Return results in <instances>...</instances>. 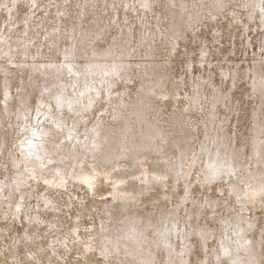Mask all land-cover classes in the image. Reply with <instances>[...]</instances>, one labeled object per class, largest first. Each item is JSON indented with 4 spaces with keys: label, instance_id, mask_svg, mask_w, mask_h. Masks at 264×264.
Wrapping results in <instances>:
<instances>
[{
    "label": "rangeland",
    "instance_id": "rangeland-1",
    "mask_svg": "<svg viewBox=\"0 0 264 264\" xmlns=\"http://www.w3.org/2000/svg\"><path fill=\"white\" fill-rule=\"evenodd\" d=\"M126 1L0 0V264H142L146 253L149 264H230L217 257L218 233L240 203L229 179L201 182L204 152L217 150L227 133V148L256 167L253 137L264 135V93L249 69L264 68L261 17L236 20L230 11H238L237 0L211 10L218 21L211 4L201 6L209 15L185 26L174 49L173 38L159 32L174 15L170 0H155L152 11L142 0L131 7ZM119 60L126 61L121 72L107 73ZM147 127L167 133V143H155L174 163L176 136L190 144L179 174L156 150L139 160L120 156L127 151L116 150L121 139L131 145ZM34 159L66 175L65 184L47 180ZM238 172L247 173L242 166ZM262 198L248 235L264 264ZM133 226L152 238L170 226L173 255L161 241L132 252ZM100 233L111 238L110 248Z\"/></svg>",
    "mask_w": 264,
    "mask_h": 264
},
{
    "label": "bare ground",
    "instance_id": "bare-ground-1",
    "mask_svg": "<svg viewBox=\"0 0 264 264\" xmlns=\"http://www.w3.org/2000/svg\"><path fill=\"white\" fill-rule=\"evenodd\" d=\"M131 1L132 0H127L126 1L127 5L130 6V7H131V5H130ZM154 1L155 0H142L141 4H143L147 8H150V10L152 11V5H153ZM230 1L231 0H170V2L168 3V6H170V4H171V6L175 7V9L171 10L170 14H174V15H172L171 20L169 19L168 26H166L164 30L162 29V31L159 30V32L161 34H164V33L168 34L169 36H171L173 38V41L171 42V45H172V48L175 49L176 48L175 46L178 43L177 40L181 36H183L185 31H186L185 30V26L186 27H193L195 25V23H198L199 21L203 20L204 18H207V16L209 15V14H207L206 11L204 12V10H203V13L200 12L201 11V6H205V5L211 4L210 9H208L209 5H208V8L206 7V9H208V11L210 10V12H211V10H213V9H215V10L216 9L218 10L220 8L221 9H223V8L227 9L226 8L227 2L229 3ZM238 1H240V2L237 3ZM237 2L235 3V5H237L239 7L238 11H237V9H233L232 11H230V14H232L236 20L238 18L242 19V16L247 14L248 17L253 18V19L255 18L256 22H257V19H259L261 17L260 21L264 25V0H237ZM11 4L12 3H10V5ZM241 5H243V10L246 9L245 12H241V10H242L240 8ZM30 6H32V5H30ZM171 6H170L169 9H171ZM14 7H15V5H14ZM229 7H231V6H229ZM229 10H231V9H229ZM77 15H75V16H77ZM88 15H90V14H88ZM218 15H219L218 12H215V11L211 12V16L216 18L217 21H218V19H217ZM56 16H57V14H56ZM223 16H226V13L223 12ZM101 18H102V16H101ZM220 19H222V18H220ZM56 21H57V19H56ZM56 21H54V22H56ZM52 26L54 27V25H52ZM34 28H35V26H34ZM45 29H47V28H45ZM67 29H69V28H67ZM45 46L47 47V45H45ZM104 54L105 55L111 54V51L107 50V51L104 52ZM35 58H37V57H35ZM120 63H126V61H124V60L117 61L116 65L114 67L113 66L108 67L106 72L109 73V74H119L121 72L122 68H123L122 64H120ZM249 71H250L249 73H251V74H249V73L248 74L252 77V73H253L254 77L256 78L255 81H254L255 89L258 90V92L264 93V68H260V67L257 68V66H256L255 69H252V67L250 66ZM199 84H200V82H196L195 86H197L199 90L196 89L195 93L192 96V98H193L192 101H195L197 103L196 104L197 107L200 106V104L202 105V103H203V102H201L203 95H201L202 93L199 94L200 86H201ZM176 89H178V87H176ZM219 92H221V91H219ZM102 98L105 99L104 97H102ZM51 103H53V102H51ZM52 105H54V104H52ZM197 109H196V112H197ZM216 112L213 111V115H215ZM65 113H66V111H65ZM215 130H216V128H215ZM142 132L143 133L141 135H134V142H133L134 144L132 143L131 145L130 144L126 145V142H124L125 139L124 138L121 139L123 142H122V144L119 147L116 148V150L120 151L122 149V147H125V148H127V151L126 150H121L119 152L120 156H132L133 160H139L141 158L146 157V153L147 152L152 151V150H156L157 152L161 153L160 155H161V157H162V159L164 161L165 160L169 161L168 167L171 165L173 167L172 169L174 171H176L175 173L179 174V171H177V169L179 168L178 165L186 166V164L183 161V158L185 159L188 155L191 154V152H193V149H190V144L185 140V138L180 137V136H176V140L174 141V143L177 146V152H176V155L174 157H176L177 160L174 163L172 161L173 157L172 158L169 157L163 151L165 146L161 145V143H159L158 145L155 143V141L158 138H161L160 140L162 142L167 143L168 140H167V136H166L167 133L166 132H164L162 130H158V131L154 132L149 127H147L146 130H143ZM211 133H213V132L211 131ZM224 135L227 136V137H226V139L221 138V142H219V145L217 146V150H212V149H210V147L209 148L206 147L207 149L204 152V154L206 153V157H205L206 168H205L204 176L201 179V182L203 184H205V183H209L210 184V183L214 182L213 179H219V181L220 180L229 179L228 180L229 181L228 185H229L230 191L232 192V195L235 196L237 198V201L240 203V209L239 210L237 209L235 211V214L232 215V217H230V214H229V216H227L228 218L224 219V223H227V224L224 225L222 227V231L218 233V235L220 237V240H221L220 244H221V247H222V254H221L220 250H218L219 252L217 253V257H218V259L220 261V260H222V255L224 254L225 257L229 260L230 264H262L261 261L259 260V258L261 257L262 253L256 251V253L254 254V252L252 250V247H253L252 246L253 242L251 240L252 237L249 236L248 233L255 228L256 223H257L256 214L253 215V211H252L256 207L255 203L257 201H263L262 197L264 196V169L259 167L260 165H264V156H263V153H264V135L260 136L259 133H257L253 137L254 140H255V143H254V146H253L254 147L253 155H255V154L257 155V156L255 155V158L253 159V163H255L256 167H250L249 166L250 162L243 163L242 162V155L240 153L235 152L234 149H228L227 147L229 145V139H231L230 138L231 136H229L227 133H225ZM28 152H29L28 154H33V152H31V151H28ZM34 160L35 161H34L33 165L35 166L36 171L42 172L47 180H49L50 182L52 181L55 185H57V184L64 185L65 184V180L68 178L66 175H63L62 173H58L56 175V173L54 171V168H49L47 170H44V168L42 167V165L44 166V164L41 161L37 160V159H34ZM240 166L245 168V170L247 171L246 174L243 173V175H241V173L238 172ZM95 171H99V168L97 167ZM182 173H183V175L185 173L189 174L188 170H187V167H186V169L182 170ZM200 177H201V175H200ZM187 180L188 179L186 178V181ZM222 182L224 183V181H222ZM118 184L120 185L122 183H118ZM191 184L192 183L190 182V184L187 185V189L188 190H189V188H191L190 187ZM221 190L223 191L224 189H221ZM184 198L185 199H189L187 197H184ZM228 206H230V204H228ZM245 211H247V212H245ZM248 211H251V213L249 214ZM230 218H232V219H230ZM144 229L145 228L141 229L138 226H135V227L133 226L132 230L127 228V232H128V235H129L127 241L129 242L130 247L132 246V248H133L132 252L135 253L136 252L135 249H137L139 247H143V248L146 249V248H149L151 245H158V244H160V241H161V242H164L166 245L169 246V251H171L169 253V255L172 254V249L170 247L171 246L173 247L174 242L172 241L173 233H172V230L170 229V226L168 228V232H165L164 230H161L159 235H156L154 238L149 237L148 234H145ZM176 233H178V236H180L182 233L184 235L185 232H183L182 227L179 226L176 229ZM100 235L102 237H104V240H103V238H100L101 241H102L101 244L103 246H107V247L110 248L111 245H109V244H111V243L109 241H110L111 238L105 233H100ZM98 238L99 237L95 238L94 242H99ZM184 238H185V236H184ZM253 241H254V239H253ZM261 241H260V243H261ZM256 244H258V248H259V242L258 241H257ZM255 258L257 259V262H256ZM142 260H143L142 264H149L150 263V255H148V253H146L145 256L142 257ZM168 264H174L173 263V258L171 259L170 262H168Z\"/></svg>",
    "mask_w": 264,
    "mask_h": 264
}]
</instances>
